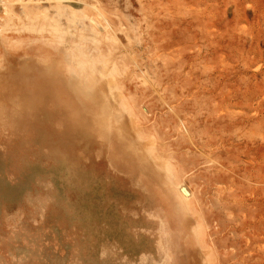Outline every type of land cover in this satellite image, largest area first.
Listing matches in <instances>:
<instances>
[{
  "label": "rangeland",
  "instance_id": "obj_1",
  "mask_svg": "<svg viewBox=\"0 0 264 264\" xmlns=\"http://www.w3.org/2000/svg\"><path fill=\"white\" fill-rule=\"evenodd\" d=\"M85 1H42L61 32L30 30L16 19L1 31L0 4V64L32 85L42 73L39 54L66 60L70 50L59 39L99 56L103 49L119 94L139 113L136 120L120 108L128 139L144 155L153 146L150 167L161 174L166 160L200 204L209 241L204 251L215 253L210 264H264V0ZM69 4L100 21L101 41L87 16L67 19L73 18ZM92 4L103 9L110 28ZM15 11L23 14L20 5ZM27 63L31 71H23ZM107 86L103 78L92 92L107 97ZM55 143L80 169L72 183L59 184L47 146L0 126V264H172L168 241L162 240L165 251L130 176L98 156L95 142L70 135ZM69 207L93 213L91 226L85 217L80 228L63 226ZM123 218L137 224L127 242L118 228Z\"/></svg>",
  "mask_w": 264,
  "mask_h": 264
},
{
  "label": "bare ground",
  "instance_id": "obj_2",
  "mask_svg": "<svg viewBox=\"0 0 264 264\" xmlns=\"http://www.w3.org/2000/svg\"><path fill=\"white\" fill-rule=\"evenodd\" d=\"M42 1L49 0H0L5 13L1 31H4L5 27L7 29L8 20L15 19L30 30L63 31L59 20L49 13L47 7L42 8ZM80 1L82 5L89 4L85 0ZM62 4L64 3L59 1L55 5L59 15L66 14ZM17 5L23 8L22 15L15 11ZM92 5L97 15L106 22L105 27L110 28L111 23L103 9L97 4ZM68 6L73 18L67 19L72 21L77 16H87L94 24L93 31L97 34L95 40L101 41V30L97 28L100 21L83 8L80 13L73 9V5ZM50 19H53L54 23H50ZM9 25L17 24L14 22ZM66 33L70 31L67 30ZM58 41L70 50L66 60L60 64L54 62L48 53L39 54L42 73L32 85L21 84L5 65L0 64V126L13 128L23 140L29 139L40 146H47L57 162L55 171L60 185L74 182L75 168L77 172L80 169L76 163H72L63 148L55 143L57 137L62 139L76 135L91 144L97 143L98 147L95 148L98 156L105 155L114 170L128 174L132 180L130 183L137 186V201L147 212L145 220L157 234L155 238L160 240L159 244L162 243V249L165 251L164 242L168 241L167 249L170 253H167V256L171 263L210 264L215 253L211 258V248L207 247L208 250L204 251L209 245L208 239L205 238L206 217L202 210L197 211L196 205L200 204L193 199L194 193L186 178L180 175L179 171H175L166 160L159 166V174L149 164V159L155 153L154 147H146L147 155H144L141 148L128 139L121 110L126 111L128 116L130 114L136 117V120L139 119V113L135 105L128 107L119 94L118 84L109 67V54L102 49L99 56L80 43L73 47L68 38ZM27 64L28 68L23 71H31L33 65ZM103 78L107 80L109 96L98 97L93 94L92 87ZM100 92L103 93L102 90ZM57 124L62 128H58ZM138 135L141 139L145 138L140 131ZM33 168V172H41L39 167ZM123 207L130 208L125 203ZM84 209L78 211L69 207L66 215L63 214L60 218L61 224L66 226L69 223L80 228L85 217L86 225L91 226L95 219L94 214L87 208ZM118 225L123 241L135 239V220L123 218L118 221ZM166 233L169 237L162 236L161 239L160 236Z\"/></svg>",
  "mask_w": 264,
  "mask_h": 264
}]
</instances>
